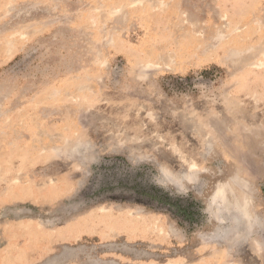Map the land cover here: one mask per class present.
<instances>
[{
	"label": "rangeland",
	"instance_id": "rangeland-1",
	"mask_svg": "<svg viewBox=\"0 0 264 264\" xmlns=\"http://www.w3.org/2000/svg\"><path fill=\"white\" fill-rule=\"evenodd\" d=\"M0 264H264V0H0Z\"/></svg>",
	"mask_w": 264,
	"mask_h": 264
}]
</instances>
